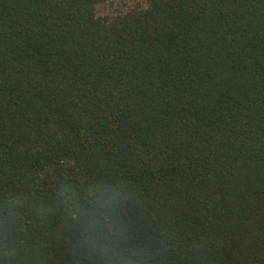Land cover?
I'll return each instance as SVG.
<instances>
[{"label":"trees","instance_id":"1","mask_svg":"<svg viewBox=\"0 0 264 264\" xmlns=\"http://www.w3.org/2000/svg\"><path fill=\"white\" fill-rule=\"evenodd\" d=\"M0 264H264V0H0Z\"/></svg>","mask_w":264,"mask_h":264}]
</instances>
